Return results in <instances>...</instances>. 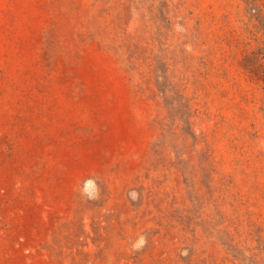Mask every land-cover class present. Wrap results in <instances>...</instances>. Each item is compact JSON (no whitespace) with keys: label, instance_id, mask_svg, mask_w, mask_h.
Here are the masks:
<instances>
[{"label":"rangeland","instance_id":"rangeland-1","mask_svg":"<svg viewBox=\"0 0 264 264\" xmlns=\"http://www.w3.org/2000/svg\"><path fill=\"white\" fill-rule=\"evenodd\" d=\"M252 23L241 0H0V264H264Z\"/></svg>","mask_w":264,"mask_h":264},{"label":"trees","instance_id":"trees-1","mask_svg":"<svg viewBox=\"0 0 264 264\" xmlns=\"http://www.w3.org/2000/svg\"><path fill=\"white\" fill-rule=\"evenodd\" d=\"M243 3L244 12L248 19H253L252 26L254 31L248 29V33L253 34L259 31L264 38V0H241ZM250 41L246 42L249 45ZM246 65L249 73L257 83L264 86V43L251 48L246 56ZM264 130V120L261 122ZM264 136V135H263Z\"/></svg>","mask_w":264,"mask_h":264}]
</instances>
